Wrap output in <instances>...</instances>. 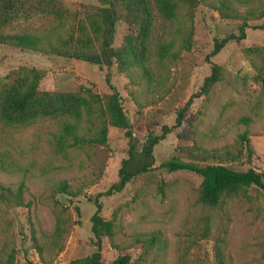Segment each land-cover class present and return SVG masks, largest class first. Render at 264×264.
<instances>
[{"label":"rangeland","instance_id":"rangeland-1","mask_svg":"<svg viewBox=\"0 0 264 264\" xmlns=\"http://www.w3.org/2000/svg\"><path fill=\"white\" fill-rule=\"evenodd\" d=\"M60 1L79 18L80 5H98L97 0ZM231 8L219 11L201 3L191 18L180 11L173 28L178 31L185 25L191 29L190 49L179 50L176 45L177 57H168L154 68L156 80L151 86L131 84L115 65L103 71L73 59L0 47V86L10 71L27 67L44 73L39 84L42 91H90L104 96L110 93L105 82L109 72L110 84L136 135H159L163 126L172 129L154 149L155 163L148 174L119 194L98 197L118 182L127 148L122 131L110 129L104 146L58 154L52 138L58 131L56 123L21 131L0 127V185L13 192L20 188L22 199L21 205L4 201L0 189V261L10 260L13 254V264H45L34 248L32 231L37 236L52 233L61 212L67 223L63 248L55 257L44 253L46 260L51 259L48 264H69L90 256L96 251L90 218L100 204L99 215L106 219L116 215L119 224L114 243L103 238V264H114L119 256H129V264H219L218 259L223 264H264V193L249 191L247 197L235 199L221 210L202 209L195 202L201 178L186 171L171 173L164 167L177 158L200 165L220 163L237 172L252 169L264 175V92L253 66L256 58L249 52L264 47V31L256 28L264 18L247 21L243 41L230 42L206 61L216 41L238 36L242 18H233L232 10L243 16L257 13L264 9V0H235ZM125 30L123 24L117 25L114 47L122 43ZM211 64L221 68L222 80L208 97L194 98L210 74ZM183 110L184 125L175 128ZM245 132L252 152L242 145L243 152L237 157L239 137ZM226 151L231 155H224ZM60 183H67L77 196L55 193ZM144 234L158 235L162 244L145 262L140 259L141 245L132 243ZM221 246L223 257L218 258Z\"/></svg>","mask_w":264,"mask_h":264},{"label":"trees","instance_id":"trees-1","mask_svg":"<svg viewBox=\"0 0 264 264\" xmlns=\"http://www.w3.org/2000/svg\"><path fill=\"white\" fill-rule=\"evenodd\" d=\"M235 0H97L98 5H80L77 13L70 11L60 0H0V47L52 55L64 59H73L95 67L97 70L109 71L116 66L120 74H125L131 84L135 82L151 86L156 80L154 68L160 66L166 58L175 59L176 45L179 50H189L192 31L187 26L173 28L180 11L191 18L195 8L201 3L219 11L230 10ZM215 3V4H214ZM233 18H242L238 36L230 35L216 41L206 57L210 62L230 42H240L246 37L247 21L255 16L264 18V9L260 12H249L239 15L232 10ZM257 20V19H256ZM126 28L122 43L114 47L117 25ZM264 31V23L256 27ZM256 58L253 66L258 83L264 92V47L250 49ZM44 73L27 67L10 71L1 80L0 86V127L4 130L21 131L36 128L46 123H56L58 131L52 134L55 151L65 153L67 149H93L107 143L110 129L120 130L127 140L126 158L121 161L117 176L118 182L112 184L99 196L110 197L121 193L128 185L148 174L155 163L154 149L172 133L166 126L161 133H149L143 137L136 135L123 110L121 99L116 89L110 84L109 72L105 82L109 94L99 96L90 91L50 92L39 89ZM221 68L211 64L210 74L194 95L208 97L214 87L221 82ZM132 94V93H131ZM184 110L176 118L175 128L184 125ZM248 124V121H244ZM240 157L245 151L251 154L252 149L245 132L239 137ZM224 155L230 156L229 151ZM164 167L169 172L186 171L201 178L196 191L195 202L202 209L221 210L231 201L247 197L249 191L264 193V175L248 169L244 172L234 171L223 164L184 163L177 158L171 159ZM2 199L22 204L20 188L13 192L0 185ZM55 193L76 197L67 183L56 186ZM79 216V209L75 207ZM101 205L90 218L92 244L96 251L90 256L71 261L69 264H103L102 241L107 238L114 243L119 224L116 215L106 219L99 215ZM64 212L55 220V227L50 234L32 231L34 248L43 263L48 264L44 253L51 252L57 256L63 248L66 232ZM205 234L208 226L205 225ZM223 240L219 243L223 245ZM133 245H141L140 257L145 262L152 253L162 248L161 239L156 234L139 235L133 239ZM118 249L117 245L112 244ZM222 246L217 248V257L222 258ZM13 255V254H12ZM0 264H13L14 257ZM46 260V261H45ZM219 264L223 261L218 259ZM129 256H119L114 264H129Z\"/></svg>","mask_w":264,"mask_h":264}]
</instances>
